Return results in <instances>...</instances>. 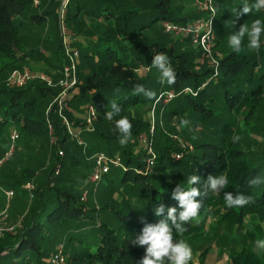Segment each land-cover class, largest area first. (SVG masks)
I'll list each match as a JSON object with an SVG mask.
<instances>
[{
	"label": "trees",
	"instance_id": "trees-1",
	"mask_svg": "<svg viewBox=\"0 0 264 264\" xmlns=\"http://www.w3.org/2000/svg\"><path fill=\"white\" fill-rule=\"evenodd\" d=\"M76 1V5L72 2ZM86 1V2H85ZM33 0H0V78L13 68H19L27 57L37 54L33 46H27L21 33L31 25L42 24L54 13V6L42 9H31ZM245 0H229L231 10L242 11ZM254 3V0H248ZM123 1L119 0H69L66 10L68 21L78 19V14L101 16L104 23L94 24L93 32L86 30V36L90 41L82 45L79 51L80 63L84 72H78V93L73 96L70 104L72 111L66 113L73 125L80 124L77 112L84 111V105L92 104L95 108L103 107L106 111L111 110L110 105L116 102L121 107L119 116L112 120L105 118L103 123H95L92 131H83V138L94 139L92 148L102 151L107 155L118 156L121 165L111 167L104 174L111 182L114 190L124 187L126 193L120 197L112 206L118 212L112 221L100 213L101 207L89 205L86 199H81L85 184L76 190L70 186H55L50 174H54L57 162L46 173L43 180L36 176L32 169L23 168L22 174L13 182H7L2 174L0 188H9L18 191L20 195L27 196L34 205L30 204L25 215L14 225L11 231H3L0 234V264H140L146 254V248H141L134 243L135 239L142 234L145 224H156L161 217L155 215V208L163 204L166 207L179 209V202L173 199L172 192L181 185L185 189L197 187L202 195L203 208L201 209L200 223L195 222L186 225L188 231L183 237L176 236L175 239L185 238L202 228L206 217H215L217 222H223L230 226L242 225L246 216L251 217L255 228L264 222V183L251 186L250 181L257 176L264 180V151L244 149L241 140L233 143L230 135L234 126L237 132L240 128L250 130L254 123L256 108H259L264 92V57L256 58L233 50L224 51L220 57L219 71L212 68H194L196 54L190 52L176 53L174 48L152 46L145 50L140 42L133 39V32L146 26H150L154 20L161 18L177 23H185L196 17L199 13L192 12L185 16L174 18L169 15L168 7L157 3L152 7L156 12L155 17L148 23L131 29L129 21L132 14L140 9H124ZM122 6V7H121ZM220 10V9H219ZM218 12V11H217ZM215 13V17L218 13ZM221 18L227 16V12L221 10ZM55 17V13L53 15ZM52 17V16H51ZM241 19H261L264 21V11H253L250 14L240 16ZM47 42L56 41L55 59L58 63L57 70L50 71L53 79L59 75L64 58L61 41L55 35H47ZM58 41V42H57ZM115 42H123L131 46L139 57L140 63L151 68L154 56L161 53L166 54L177 78L174 85L157 83L152 86L151 75L137 76L131 72V61H126L121 49L115 47ZM216 44V42H215ZM81 52V53H80ZM62 53V54H61ZM54 71V72H53ZM3 77V76H2ZM144 85L145 88L153 90L156 95L166 88L176 90L177 96L169 102L178 100L177 106L170 110V115L180 114L188 107L192 116L205 122L216 124L215 135L220 143L201 140L190 150H183L179 158L174 157L172 152L179 148L173 140L163 135L164 140L154 144V155L147 153L145 147L136 146V139L140 133H149L150 120H143L127 109L140 102L151 101L153 108L154 99H147L143 95H135L136 85ZM57 89L46 86L44 82L32 80L24 86L6 89L0 84V106L7 104L9 109L2 112L0 116V132L2 125L8 120L18 124V134L33 136L42 135L49 140L50 134L47 128L46 115L52 124V134L56 137L55 143L49 140L51 146L63 144L69 140L64 126L60 124L53 107L43 117L37 119L34 116V105L38 99H43L45 107L56 94ZM4 94L5 99L1 98ZM221 102L222 112L214 113L213 103ZM168 102V103H169ZM243 111L242 117L233 120L228 114H237ZM76 114H75V112ZM154 112V110H153ZM107 114V113H106ZM106 116V115H105ZM128 117L132 123V138L126 146L118 142L119 132L115 121L121 117ZM157 120V118H156ZM155 120V121H156ZM103 124L107 129H103ZM102 126V129L96 128ZM158 123L155 122L152 133H156ZM133 140V141H132ZM105 144V147L100 144ZM79 145V144H78ZM62 150V149H57ZM95 151V152H97ZM64 157L65 153L62 150ZM176 153V152H175ZM152 158L153 163L147 167V159ZM77 157H70V164H76ZM93 165V160L92 164ZM61 168V166H60ZM92 168V167H91ZM198 175L201 181L197 185H189L187 180L190 175ZM227 175L229 186L220 194L213 193L210 189L205 196L204 186L209 175ZM61 179V170L54 174ZM101 180V179H100ZM32 181L34 188L31 196L24 189L23 183ZM113 190V191H114ZM231 192L233 195L243 193L253 197L254 202L244 208H228L224 201V193ZM110 201L109 203H111ZM105 204L107 208L109 206ZM100 213V214H99ZM100 217V219H99ZM62 226L67 231L68 241H71L65 253L63 262L53 263L50 261L52 254L47 253L41 244L43 238H39L40 232L45 231L52 225ZM253 228V227H252ZM41 237V236H40ZM69 256V259H67ZM86 258V263H84ZM232 264H264L262 258L253 250L243 248L230 256ZM205 264V263H199Z\"/></svg>",
	"mask_w": 264,
	"mask_h": 264
},
{
	"label": "rangeland",
	"instance_id": "rangeland-1",
	"mask_svg": "<svg viewBox=\"0 0 264 264\" xmlns=\"http://www.w3.org/2000/svg\"><path fill=\"white\" fill-rule=\"evenodd\" d=\"M37 2H32L31 9H42L49 8L54 6L55 17L51 14L46 21L42 24L35 23L31 25L28 29L23 30L21 33L25 44L27 46H33L37 54L32 57H27L22 64H25L28 68L34 72L43 73L46 75H51L50 71L57 70L58 63L55 57V49L57 48L56 41L47 42L44 41L45 36L55 35L60 43V28H59V9L61 6V0H36ZM84 0H82L83 2ZM120 3L123 1L125 7L124 9H140L136 14H132V17L129 21V27L133 29L134 27L140 26L144 23H148L151 19L155 17L152 7L157 3H161L168 7L169 15L174 18L180 16H185L192 12H197L199 16H205L206 12L195 5L192 0H119ZM237 0H234L236 2ZM86 2V1H85ZM72 5H76V1L72 2ZM212 7L215 10V13H218V16L213 17V40L210 46L211 56L206 57L204 53L197 48L190 39H184L181 37H174L168 33H165L162 28L163 19L157 18L152 22L150 26H146L143 29L135 30L133 32V39L136 42H140L145 46V50H149L155 46L157 48L169 47L172 45L176 53L180 52H190L196 54L194 61V68L201 69L203 67L212 68L213 70L219 71L220 66V57L224 51H231L232 49L228 45V37L233 34L235 31H239L240 27L247 23L249 27L253 20L250 18L241 19L236 17L235 13L231 10V4L229 0H212ZM220 9V10H219ZM67 6L64 10V21L65 27L70 33V36L73 38L72 45L81 51L83 44L90 41L92 35L86 36V30L91 31L90 34H94L93 25L98 23L102 25L104 19L101 16H95L86 14L82 12L78 14V19L68 21L66 18ZM221 10L226 11L228 14L225 18H221ZM262 11V10H261ZM52 16V17H51ZM135 29V28H134ZM96 36L93 35L92 38ZM58 42V41H57ZM216 42V44H215ZM244 50L243 53L248 55L255 56L256 58L264 57V37H262V47L258 52H253L247 49V39L244 41ZM115 47L121 49V52L126 59V61H131L132 65L131 72L137 76L141 75H151L153 77L152 86H155L159 83V73L156 68H151L148 66L146 68L143 63H140L139 53H136L130 45L123 42H115ZM81 53V52H80ZM161 51L158 52V54ZM62 54V53H61ZM66 63L65 57L62 60V64ZM80 63V59H79ZM78 63V65H79ZM23 66V65H22ZM14 69V68H13ZM84 70L81 67L77 66V86L79 89L78 83L82 82V79L78 78V72L82 74ZM9 74V73H8ZM7 74V75H8ZM3 76V77H2ZM0 78V84L6 88H15L14 86L7 84L5 75H2ZM59 76V75H58ZM57 76V77H58ZM35 81L42 82L39 79H34ZM54 88L59 90L57 87ZM78 91V90H77ZM164 91H172L174 96H177L176 90L173 89H164L158 92L156 97L162 93L159 99L156 101L155 108L154 105L151 106V101H145L136 103L130 106L127 111L132 112L137 117L143 120H150L152 108L154 110V123L157 122L159 127L157 128L156 133H148L147 144L150 145V148L154 150V144L156 142L160 143L164 140L166 135L169 139L173 140L175 145L179 148L178 151L172 152V155L177 154L179 157L182 155L183 150H190L195 144L199 143L201 140L218 142L220 143L218 136L215 135L217 130L216 124L213 125L210 122H205L202 119H197L190 113L188 107L184 111L177 115H170V110L177 106L178 100L175 99L173 102H165ZM78 93V92H77ZM73 91L70 100L73 96L77 94ZM261 104L259 108H256L255 118H253L254 123L253 127L249 130H244L240 128V132L236 131L238 125L234 126L230 135H239L241 137L242 146L244 149L250 150H259L264 151V92L262 93ZM155 97V98H156ZM2 99L6 97L4 94L1 95ZM174 98V97H173ZM52 100V99H51ZM155 100V99H154ZM51 102V101H50ZM45 107L47 103L43 99H38L34 105V116L39 119L43 117L41 111L44 110L45 114L48 111V106ZM69 101L68 107L72 111V106ZM154 104V101H153ZM9 109L7 104L0 106V116L2 112ZM96 109V120L95 123H103L105 121V115L107 113L106 109L103 107L95 108ZM50 110V109H49ZM214 113H221V102L216 101L213 103ZM49 112V111H48ZM81 116H77L81 121L80 124L76 126H82L84 111H79ZM243 111L240 110L237 114H228L231 121L238 120L242 117ZM48 117V115H46ZM46 117V118H47ZM157 118V120H156ZM188 119L191 121L190 125L187 127L179 128L178 125L181 119ZM49 120V118H47ZM46 119V122H47ZM156 120V121H155ZM95 127V126H94ZM150 127V125H149ZM96 128L102 129V126L96 125ZM108 127L106 124H103V129L106 130ZM12 129H19L18 124H14L12 121L8 120L2 125L0 132V179L1 175H7V178L4 180L7 182H13L16 178H19L22 174L23 168H28L34 170L36 176L42 178L43 180L46 177V173L49 169L53 167L55 162L61 166V179H57L56 176L51 173L50 179H52L55 186H70L72 189L76 190L78 187H81L85 184L84 178L91 171L92 167V155L95 151L92 148L94 144V139L83 138V131L79 135L83 141V145H78L76 139H70L63 144H58L56 147L49 144L47 137L42 135H33L31 137L26 135H20L12 143L9 139V134ZM150 130V128H149ZM153 131V130H152ZM162 131L163 135H159ZM90 132V131H89ZM133 141V140H132ZM136 146L142 147L141 142L136 139ZM105 147V144H100ZM57 149H62L65 153L64 157H57ZM176 152V153H175ZM77 157L79 161L75 165L70 164V157ZM87 179V178H86ZM26 184L31 185L30 189L24 188L31 196L32 190L34 188L32 181H26L23 183V187ZM84 187L88 190L87 194V203L89 205H96L101 207L100 213L111 221L117 217L118 212L114 211L112 206L115 205L116 201L123 197L126 193V188L120 187L116 190L112 189L113 185L110 181L105 178L103 175L101 180L96 185V190H93L91 184H85ZM9 188H0V234L3 231H11L14 228V225H18L19 220L25 215V212L28 210L30 204L34 205L35 201H31L26 195H20L18 191L14 190L13 195L6 199L5 191ZM114 190V191H113ZM112 201L111 203H109ZM106 208L104 205L108 204ZM99 213V214H100ZM100 219V217H99ZM253 227V228H252ZM256 227V226H255ZM253 220L250 215L246 216L244 223L242 225H228L223 222H217L215 217L208 216L206 217L205 224L202 228L196 230L192 235L185 237L183 239L189 243L193 249L195 264L205 263V264H232L230 256L235 254L243 248L255 250V241L257 239H264V222L260 223L258 228H255ZM67 231L62 226H56L55 224L49 227L46 231L43 229L40 232L39 238L41 244L46 249L47 253L57 250V247L60 245L63 246L62 251L65 258V253L70 250L68 246L71 241H68ZM41 236V237H40ZM177 242L179 239H175ZM263 262L264 256L259 255ZM69 259V256H67ZM86 258L84 263H86ZM33 261H30L32 264ZM17 264V263H14Z\"/></svg>",
	"mask_w": 264,
	"mask_h": 264
},
{
	"label": "clouds",
	"instance_id": "clouds-1",
	"mask_svg": "<svg viewBox=\"0 0 264 264\" xmlns=\"http://www.w3.org/2000/svg\"><path fill=\"white\" fill-rule=\"evenodd\" d=\"M264 10V0H254V3L249 4L248 0L243 3L242 11L235 10V16L240 17L245 14H250L253 11L260 12ZM262 37H264V21L256 19L251 23L242 25L239 31H235L228 37V45L235 53H240L244 50V41L247 39V49L253 52H258L262 47ZM159 73V82L169 86L176 82L177 74L172 67L169 57L164 53H159L154 56L151 64ZM135 95H143L147 99H154L156 93L144 85H136L134 88ZM111 110L107 111L106 119L112 120L119 116L121 107L112 102ZM191 123L190 120L184 118L180 120L179 128L187 127ZM116 128L119 132L118 142L123 147L126 146L132 138V123L129 118L124 116L115 121ZM241 137L234 135L233 143L239 142ZM179 158V157H177ZM201 181L198 175H190L188 177L189 185H197ZM264 183L261 177L250 181L251 186H258ZM229 186L227 175L220 174L219 176L209 175L204 186L203 195L208 194L210 189L213 193L220 194ZM202 193L199 188L191 187L185 189L178 185L172 192L173 199L179 202V209L176 207H166L163 204L155 208V215L161 217L156 224H145L142 229V234L139 235L134 243L141 248H146V254L140 261V264H195L194 253L191 245L183 237L188 231L186 225L192 222L200 223L201 209L203 204L199 197ZM224 201L228 208H244L254 202L253 197L245 195L242 192L233 195L231 192L224 193ZM255 250L258 255L264 256V239L255 241Z\"/></svg>",
	"mask_w": 264,
	"mask_h": 264
},
{
	"label": "built area",
	"instance_id": "built-area-1",
	"mask_svg": "<svg viewBox=\"0 0 264 264\" xmlns=\"http://www.w3.org/2000/svg\"><path fill=\"white\" fill-rule=\"evenodd\" d=\"M36 3V0H33ZM192 2L206 12L205 16L196 17L185 23H177L171 20H163L162 28L165 33H168L174 37H181L184 39H190L191 42L204 53V56H211V42L213 40V17L215 16V10L212 7V0H192ZM69 0H61V6L59 9V28H60V41L63 51V55L66 59V63L59 70V76L56 79H53L51 75H46L43 73H37L28 68L26 65H23L19 68L12 69L6 77L7 84H10L14 87L24 86L27 82H30L34 79H39L49 87H57L59 90L53 96L49 106L48 111L51 107L54 108L57 116L60 119V124L64 126L66 133L70 139H76L77 144L83 145L84 141L79 136L82 131H92L94 129V121L96 120V109L95 107L87 103L84 105V115L82 117L83 122L82 126L75 127L72 124L71 120L68 118V112H71V109L68 107L69 100L72 96L73 91L78 92L77 86V66L79 63V51L72 45L73 38L70 36V33L65 27L64 21V10L68 5ZM264 11V10H263ZM148 68V67H146ZM215 74L217 70H214ZM165 95L164 101L168 102L174 97L172 91H164ZM162 95L160 93L154 100V104ZM48 111L46 113H48ZM150 130L152 133L154 126V113L152 108V113L150 117ZM47 119V118H46ZM47 128L50 134V141L55 143L56 137L52 134V124L47 119ZM19 134L17 129H12L9 134V139L13 143ZM138 140L141 142L142 146L145 147L147 153L154 155L153 150L150 148V145L147 144L148 135L146 133H140L138 135ZM58 155H62V150L57 151ZM174 157H179L178 153ZM93 165L91 171L87 176V184L93 186V190H96V185L100 181L101 177L110 170L111 167H117L121 165L120 158L118 156H110L102 151H97L92 155ZM153 163L152 158L147 159V167H150ZM60 171V165L57 164L54 169V174H58ZM24 188L30 189L31 185L26 184ZM88 190L84 187L81 199H86ZM13 195L11 189L5 191L6 199H9ZM63 246L59 244L57 250L52 254L50 261L53 263L63 262L64 254L62 251Z\"/></svg>",
	"mask_w": 264,
	"mask_h": 264
},
{
	"label": "crops",
	"instance_id": "crops-1",
	"mask_svg": "<svg viewBox=\"0 0 264 264\" xmlns=\"http://www.w3.org/2000/svg\"><path fill=\"white\" fill-rule=\"evenodd\" d=\"M54 72V71H53ZM58 91V90H57ZM56 91V92H57ZM69 101H71V100H69ZM75 112V111H74ZM75 114H76V112H75ZM77 116H81V113H77ZM75 127H77L76 125H75Z\"/></svg>",
	"mask_w": 264,
	"mask_h": 264
}]
</instances>
